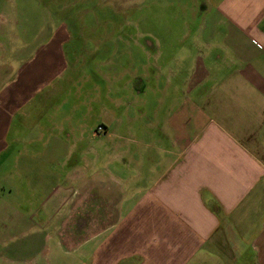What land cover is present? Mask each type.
<instances>
[{"label": "crops", "instance_id": "obj_1", "mask_svg": "<svg viewBox=\"0 0 264 264\" xmlns=\"http://www.w3.org/2000/svg\"><path fill=\"white\" fill-rule=\"evenodd\" d=\"M181 1L196 26L185 34L190 44L171 47L165 65L157 45L155 56L136 46L157 68L148 87L136 80V98L149 92L158 102L148 135L133 146L110 142L116 159L106 152L92 163L93 138L71 140L77 129L44 142L34 106L46 105L69 64L62 43L38 48L15 71L13 85L34 83L31 96L12 87L0 99V244L8 251L37 234L39 264H264V0ZM161 66L173 67L165 84ZM30 112L36 133L23 139L12 131L25 130ZM46 146L51 154L34 149ZM83 146L91 149L79 154ZM100 164L102 188L82 191Z\"/></svg>", "mask_w": 264, "mask_h": 264}, {"label": "rangeland", "instance_id": "obj_2", "mask_svg": "<svg viewBox=\"0 0 264 264\" xmlns=\"http://www.w3.org/2000/svg\"><path fill=\"white\" fill-rule=\"evenodd\" d=\"M183 6L181 0H0V99L3 97V100L12 87L18 93L26 92L31 96L34 82L26 84L20 80L13 85V74L32 59L38 48L54 42L62 43V52L69 64H66L61 78L44 95L46 105L41 108L34 106V109L41 110L39 122L44 142L55 138L53 136L55 131L59 133V128L68 131L61 133V137L67 135L64 139L71 134L69 128L77 129L72 130L71 140L76 137L93 138L92 163L100 162V157L106 152L111 159H116L118 144L114 142L111 147L110 142L130 140L132 144L143 139L141 133H150L147 120L155 118L153 110L158 99L149 92L143 101L135 95V90L140 88L136 80L142 79L148 87L154 68L150 65H155V59L150 60L138 48L143 47L142 50L147 49L155 56L157 45L158 55L163 57L159 63L165 65L166 56L176 51L170 50L171 47L175 48L180 43L185 46L190 44L185 34L189 28L196 26L186 18ZM169 68L173 67H159L163 84L169 78ZM32 71L34 73L30 77L36 75V70H28V73ZM53 72L51 68L47 70V75ZM47 86L43 84V90ZM122 89L127 92L124 98L118 94ZM32 98L38 101L37 95ZM119 104L122 115L117 111ZM141 110L144 118L137 122L135 115H139ZM117 122H120L119 125ZM22 123L25 130L12 133L23 139L36 133L31 130L37 125L31 112ZM99 127H104L106 132L103 133L104 129L99 131ZM118 127L120 130H117ZM34 149L44 151V154H51L53 150L49 146ZM65 149L63 147L62 151ZM90 149L89 146L79 147L78 153ZM142 152L145 156L151 155L148 148ZM108 158L106 156L105 159ZM101 164L93 177L88 178L91 181L87 186L90 187L82 191L91 189V192H98L102 188ZM90 171L93 172V167L89 169V177L92 176ZM146 182L142 181L145 187ZM104 183L109 184V180ZM46 184L52 186L54 182L46 180ZM107 184L104 189H107ZM98 197L95 196V199ZM2 215L0 212V219ZM66 221L71 224L69 218ZM69 226L62 227L64 236L71 234ZM1 227L0 231L3 230ZM34 239L35 242H31L27 237L24 242L15 243L19 250L14 252L0 244V264H39V259L34 258L40 251L42 237L36 234Z\"/></svg>", "mask_w": 264, "mask_h": 264}, {"label": "built area", "instance_id": "obj_3", "mask_svg": "<svg viewBox=\"0 0 264 264\" xmlns=\"http://www.w3.org/2000/svg\"><path fill=\"white\" fill-rule=\"evenodd\" d=\"M99 131H103V127H99Z\"/></svg>", "mask_w": 264, "mask_h": 264}]
</instances>
